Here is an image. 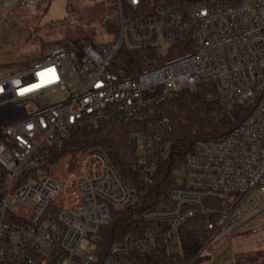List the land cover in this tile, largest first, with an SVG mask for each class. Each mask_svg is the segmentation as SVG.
Listing matches in <instances>:
<instances>
[{
	"label": "built area",
	"instance_id": "built-area-1",
	"mask_svg": "<svg viewBox=\"0 0 264 264\" xmlns=\"http://www.w3.org/2000/svg\"><path fill=\"white\" fill-rule=\"evenodd\" d=\"M38 1L0 0L7 15ZM116 13L113 44L57 46L31 66L0 75V264H135L134 250L180 246L182 223L197 214L213 230L203 249L248 215L260 216L264 226V0H116ZM125 41L158 50L166 42L165 54L172 47L181 53L126 72L113 63ZM15 79L21 83L13 88ZM23 88L31 90L19 94ZM183 91L227 109L241 102L252 108L229 132L195 141L173 171L182 178L170 189L171 205L142 207L158 162L170 151L160 141L171 125L155 115V105ZM113 117L141 125L127 134L139 186L128 185L100 148L78 154L72 169L63 155L38 176L44 149L60 148L71 131ZM28 175L40 179L26 182ZM208 196L225 205L211 212ZM113 209L127 211L131 229L101 253L95 238ZM83 238L92 239V248L80 249Z\"/></svg>",
	"mask_w": 264,
	"mask_h": 264
},
{
	"label": "trees",
	"instance_id": "trees-1",
	"mask_svg": "<svg viewBox=\"0 0 264 264\" xmlns=\"http://www.w3.org/2000/svg\"><path fill=\"white\" fill-rule=\"evenodd\" d=\"M153 5L162 3H191L197 0H147ZM109 9L116 7V0H108ZM117 15V14H116ZM106 20L104 25L109 31H118V15ZM88 39L87 35L73 36L55 43L68 48H80ZM181 52L175 47L168 53L160 54L155 46L133 47L122 44L113 59L117 68L126 72L144 69L157 63L166 61ZM18 68H24L26 65ZM252 102L236 103L227 109L217 100H206L202 93L190 94L185 91L168 97L155 105V115L167 118L171 129L162 134V141L170 143L169 155L160 160L155 175L149 186L146 196L141 199L142 207L171 205L169 192L177 183L174 169L185 159L191 151L196 140L201 138L216 137L229 132L249 115ZM137 122L124 121L113 117L97 127H79L70 132L64 139L60 148L47 147L42 152L41 167L56 163L63 155L70 159L90 149H102L111 163L119 172L122 179L130 186H139L136 174L131 170V159L135 152L130 146L127 134L140 128ZM206 209L222 208L225 204L220 198L208 196L204 199ZM131 229L130 218L125 209H113L109 220L97 232L95 242L97 250L103 253L113 242L119 240ZM180 246L173 250L167 246L156 247L149 251L134 250L132 258L135 264H207L209 255L203 254V247L213 234V230L205 226V217L197 214L188 218L181 225ZM259 252L250 254L245 259L254 261L259 257ZM241 262L240 256L234 257Z\"/></svg>",
	"mask_w": 264,
	"mask_h": 264
},
{
	"label": "rangeland",
	"instance_id": "rangeland-1",
	"mask_svg": "<svg viewBox=\"0 0 264 264\" xmlns=\"http://www.w3.org/2000/svg\"><path fill=\"white\" fill-rule=\"evenodd\" d=\"M116 14V7L109 9L108 0H39L34 4L18 6L11 15H7L0 2V75L16 73L20 65L26 63V68L44 59L46 53L61 45L55 43L57 40L87 35L88 39L83 44H113L119 37V31L107 30L104 23ZM124 44L128 46L126 41ZM167 46L168 43H161L160 54H165ZM57 94L59 91L46 92L38 96L36 101H50ZM74 162L75 158L70 159L68 169L73 168ZM52 166L42 169L38 176L47 175ZM38 176L33 179H40ZM181 178V174L176 176L178 181ZM33 179L28 175L25 181ZM249 218L250 215L241 219L236 226L223 228L213 236L210 248L203 250V254L209 255L207 264H264L262 218ZM255 226L261 227L257 233H252L250 229ZM90 239L83 238L79 244L80 249L92 248L93 242ZM171 248L178 250L179 246L174 244ZM256 251L260 253L256 260L245 259ZM236 256L242 258L241 262L235 260Z\"/></svg>",
	"mask_w": 264,
	"mask_h": 264
},
{
	"label": "snow or ice",
	"instance_id": "snow-or-ice-1",
	"mask_svg": "<svg viewBox=\"0 0 264 264\" xmlns=\"http://www.w3.org/2000/svg\"><path fill=\"white\" fill-rule=\"evenodd\" d=\"M46 71H48V72H51V71H53L52 69H46ZM38 75H43L42 73H38ZM32 88H36V85H33V86H31ZM39 87H40V85H39ZM31 89L30 88H24V89H20V92H19V94H23V93H25V92H29Z\"/></svg>",
	"mask_w": 264,
	"mask_h": 264
},
{
	"label": "clouds",
	"instance_id": "clouds-1",
	"mask_svg": "<svg viewBox=\"0 0 264 264\" xmlns=\"http://www.w3.org/2000/svg\"><path fill=\"white\" fill-rule=\"evenodd\" d=\"M20 83H21V81H20L19 79H15V80L11 81V85H12V87H13V88H15V87L19 86V85H20ZM33 85H36V88H38V87H39V85H38V84H33ZM33 85H32V86H33ZM23 89H24V88H23Z\"/></svg>",
	"mask_w": 264,
	"mask_h": 264
},
{
	"label": "water",
	"instance_id": "water-1",
	"mask_svg": "<svg viewBox=\"0 0 264 264\" xmlns=\"http://www.w3.org/2000/svg\"><path fill=\"white\" fill-rule=\"evenodd\" d=\"M68 158V157H67Z\"/></svg>",
	"mask_w": 264,
	"mask_h": 264
}]
</instances>
